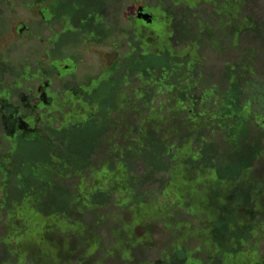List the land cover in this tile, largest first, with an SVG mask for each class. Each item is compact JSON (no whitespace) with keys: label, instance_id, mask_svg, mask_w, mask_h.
Masks as SVG:
<instances>
[{"label":"trees","instance_id":"16d2710c","mask_svg":"<svg viewBox=\"0 0 264 264\" xmlns=\"http://www.w3.org/2000/svg\"><path fill=\"white\" fill-rule=\"evenodd\" d=\"M164 1L174 19L182 9L190 16L203 7L213 17L220 13L222 27H232L228 44L214 38L211 28L204 30L212 36L207 51L195 42L199 57H123L87 97L90 106L59 109L55 126L0 125V264H97L105 244L100 224L113 213L112 247L105 252L116 261L128 264L136 248L145 264H264V190L252 176L264 159V79L253 66L251 74H225L223 87L202 81L212 59L241 45L247 29L239 23L247 16L238 0H228L226 10L217 7L223 0H201L195 10L189 0ZM257 1L253 13L263 16L264 31V9L255 12ZM119 3L106 0L107 22L116 20ZM98 14L91 0H59L60 23ZM132 100L136 107L129 108ZM121 112L134 117L133 127L125 124L132 142L125 139L99 158L100 140L111 135L109 122ZM182 132L177 140L166 139ZM74 133L77 140L69 137ZM246 134L256 137L247 160L220 165L218 154L208 150L223 144L236 150ZM149 135L163 139L154 160L143 157ZM85 141L88 148L81 151ZM23 146L43 157L23 160ZM134 162H144V178L131 167ZM57 181L69 185L61 203L49 207L40 186L53 189ZM158 226L172 234L173 252L149 261L145 252H158L153 240Z\"/></svg>","mask_w":264,"mask_h":264},{"label":"flooded vegetation","instance_id":"af4514ba","mask_svg":"<svg viewBox=\"0 0 264 264\" xmlns=\"http://www.w3.org/2000/svg\"><path fill=\"white\" fill-rule=\"evenodd\" d=\"M91 1L97 17L60 23L59 0H0V125L24 130L55 126L59 109L90 106L87 97L107 82L123 57H199L197 45L177 38L164 0H130L127 5L120 0V13L111 22L106 21V0ZM188 3L195 10L201 0ZM156 25L166 29L165 38ZM155 34L165 46L157 54L151 43ZM179 45L185 53L170 49ZM111 53L118 58L106 67L104 59Z\"/></svg>","mask_w":264,"mask_h":264},{"label":"rangeland","instance_id":"374dc122","mask_svg":"<svg viewBox=\"0 0 264 264\" xmlns=\"http://www.w3.org/2000/svg\"><path fill=\"white\" fill-rule=\"evenodd\" d=\"M113 1V0H112ZM221 1V0H219ZM228 0H223V3L218 4L217 7H221L222 9L226 8V3ZM233 2V0H229ZM237 2V0H235ZM238 5L241 7L242 15L247 16L242 18L240 25H244L246 27V31H244L239 39L241 45L234 49V51L229 52V54H226L223 57L215 58L210 61L209 66L205 71L202 72V81L203 86L206 85H212V84H219L221 87L224 86V75L225 74H236L241 75L245 73H252L251 67L256 66L259 76L264 79V31H263V16H260L258 12H261L264 9V0H259L256 2L255 5V12L258 13L257 15H254L253 13V3L254 0H238ZM205 7L196 10V14L193 16H190V11H186L185 9H182L179 11V16H176L174 20V27L177 34V38L180 39L183 44L190 46L195 45V42L198 44H201V48L203 51H207L209 48V44L211 41V34H206L207 32H204V30H210L211 28L216 29V33H213V37L216 39H223L224 43L228 44V34L231 32V26H229L225 21V28L222 27V22L220 21V13H217L216 16H212L209 9H204ZM221 10V9H220ZM225 12V11H224ZM231 21V20H230ZM234 23V21H231ZM232 23V24H233ZM197 28L196 32L195 29ZM157 32L161 34L163 38L166 37L165 31L166 29L164 27L161 28V26L156 25L154 27ZM196 33H194V32ZM154 46L153 51L155 54L160 53L163 49H165V46L162 45L161 39L159 40L157 38V34H155L154 41L151 42ZM172 51L176 53H185L184 45L179 46H172L170 47ZM74 50V49H73ZM75 52V50H74ZM106 52H110V46H107ZM189 51H187L188 53ZM77 53V52H75ZM111 56L105 57L104 59V65L106 67H109L116 58L118 57H112ZM87 62V61H86ZM90 62V61H89ZM86 64L84 63L83 67L86 69ZM137 100H141V98L137 97ZM136 100V101H137ZM136 101L132 100L129 101V108L136 107ZM140 103V102H139ZM124 116V118H123ZM122 116V112L116 114L112 121L109 122V127L112 125L111 129V135L107 137L101 138V148L99 150V158H103L106 153L112 149L116 148L117 146H122L125 143V139L127 142H132L133 136L129 135V137L126 138V127L125 124L130 125V127H133L134 117L132 113H124ZM105 125V126H107ZM170 127L175 128L174 122L170 125ZM105 129V128H104ZM102 130V132L104 131ZM247 133V132H246ZM84 136H88L87 133L83 134ZM99 135V134H98ZM169 135V134H168ZM185 133L182 132V135L179 133H176L172 136L169 135L168 138L166 136H162V138H166L167 140H177V138L184 136ZM78 136V134L74 133L73 136L69 135V137H74L73 139L77 140L78 138H75ZM150 141L148 143L147 148L145 149L144 156L150 160H154L156 156V152L158 150L157 143L159 140L163 142V139L156 138L153 135H149ZM254 135L246 134V136L242 137L240 139V143L236 146V150L234 148H228L226 145L220 146L218 149L210 148V152H214V155L218 154V159L220 161V165L225 163H235L240 162L241 160H247L248 154L251 148V144H255ZM75 140H72V146L77 147V143ZM134 143V141H133ZM82 145V144H81ZM209 146V145H208ZM81 151H84L88 148V142H83V145L81 147ZM23 160L27 161H38L43 156L39 152H29L28 148L23 146L22 149V155ZM131 167H133L136 173H139V176L141 175L142 178H144L145 175V164L134 162L132 163ZM253 178L255 179V182L261 187L262 190H264V159L261 161L256 162L254 165V171L252 173ZM69 185L67 182L63 181H57L53 187V189L47 190V188L40 186V189L44 192H46L45 197V204L51 207V205L59 204L60 201L63 198V195L66 193L65 188ZM139 188L144 189V184L142 180L138 181ZM144 187V188H143ZM57 204V206H58ZM114 214L111 217L104 216L102 218V223L100 224V232L105 237V244L102 247V249L99 250V259L100 261L97 264H127L125 262H121V260H117L113 257V255L110 252H105L106 250L110 249L112 246V231L115 227V222L113 221ZM105 215V214H103ZM87 221L90 223H97V219L95 216H87ZM96 220V221H94ZM115 220V219H114ZM77 232V231H76ZM136 232L138 234V237L143 238L144 230L141 229V227L136 228ZM153 240L155 241V249L157 251H146L147 260H156L159 257L164 256L166 253L173 252L172 251V243L174 242V238L171 233H167L165 230H163L160 226L155 227L154 229V236ZM194 242V241H191ZM154 247V245H152ZM148 252V253H147ZM115 256V254H114ZM119 256V255H118ZM149 256V257H148ZM167 255H165L166 257ZM204 259H206L207 254L203 255ZM4 257L3 250L0 248V260ZM195 257V256H194ZM208 257V256H207ZM120 258H122L120 256ZM201 258V257H200ZM209 258V257H208ZM70 259H74V256L70 257ZM204 263V262H203ZM206 263V262H205ZM209 264V260L207 262ZM42 264H51V262H43ZM56 264L58 262L56 261ZM88 264H92L89 262ZM128 264H145L144 262V256L140 251H138L136 248H134L133 254H132V260L128 262Z\"/></svg>","mask_w":264,"mask_h":264},{"label":"water","instance_id":"95a60500","mask_svg":"<svg viewBox=\"0 0 264 264\" xmlns=\"http://www.w3.org/2000/svg\"><path fill=\"white\" fill-rule=\"evenodd\" d=\"M149 18H150V17H149L148 15H145V16H144V20H145V21H148ZM149 22H151V21H149Z\"/></svg>","mask_w":264,"mask_h":264}]
</instances>
